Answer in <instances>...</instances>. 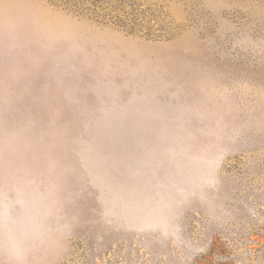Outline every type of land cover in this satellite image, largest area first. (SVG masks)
<instances>
[{
    "label": "rangeland",
    "instance_id": "1",
    "mask_svg": "<svg viewBox=\"0 0 264 264\" xmlns=\"http://www.w3.org/2000/svg\"><path fill=\"white\" fill-rule=\"evenodd\" d=\"M0 264H264V0H0Z\"/></svg>",
    "mask_w": 264,
    "mask_h": 264
},
{
    "label": "trees",
    "instance_id": "2",
    "mask_svg": "<svg viewBox=\"0 0 264 264\" xmlns=\"http://www.w3.org/2000/svg\"><path fill=\"white\" fill-rule=\"evenodd\" d=\"M107 18L105 17V20H106ZM115 19L116 20H114V18H110L109 19V21L112 23L113 21V24H115V25H118L119 27H121V28H125V29H129V28H131L130 26H128V24H126V21H124L121 17H119V16H115Z\"/></svg>",
    "mask_w": 264,
    "mask_h": 264
}]
</instances>
